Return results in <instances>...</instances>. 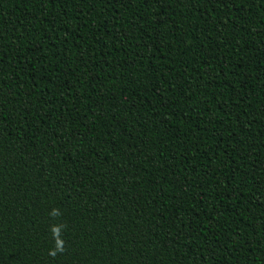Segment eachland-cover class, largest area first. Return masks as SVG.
<instances>
[{
    "label": "trees",
    "instance_id": "16d2710c",
    "mask_svg": "<svg viewBox=\"0 0 264 264\" xmlns=\"http://www.w3.org/2000/svg\"><path fill=\"white\" fill-rule=\"evenodd\" d=\"M0 264H264V0H0Z\"/></svg>",
    "mask_w": 264,
    "mask_h": 264
}]
</instances>
